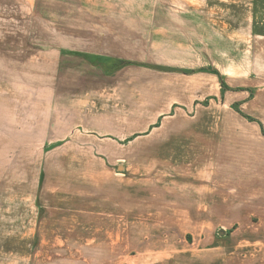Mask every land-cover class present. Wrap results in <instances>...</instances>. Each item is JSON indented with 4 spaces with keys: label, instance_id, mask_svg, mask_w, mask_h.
<instances>
[{
    "label": "rangeland",
    "instance_id": "rangeland-1",
    "mask_svg": "<svg viewBox=\"0 0 264 264\" xmlns=\"http://www.w3.org/2000/svg\"><path fill=\"white\" fill-rule=\"evenodd\" d=\"M25 1L0 0V264H249L247 207H201L258 192L264 0H114L111 23L95 24L125 34L114 56L145 67L121 64L110 86L77 90L42 44L72 24L41 21L63 17ZM175 15L192 33L172 30ZM58 99L97 133L63 134ZM182 194L201 213L162 211Z\"/></svg>",
    "mask_w": 264,
    "mask_h": 264
},
{
    "label": "crops",
    "instance_id": "crops-1",
    "mask_svg": "<svg viewBox=\"0 0 264 264\" xmlns=\"http://www.w3.org/2000/svg\"><path fill=\"white\" fill-rule=\"evenodd\" d=\"M22 1L25 5H28L25 0ZM39 3V7L52 8L53 11H56V16L61 15L63 17V19L60 20H53L54 15L52 16L44 14L45 12H42L41 17L43 19L41 18V21H46L47 23H54V21H60L72 24L66 28L67 31L64 30L59 36L57 33V44L55 41L56 37L53 36V32L51 35H46L42 33V37L46 38V41L42 44H47V52H52L51 55H53L54 58L58 57L56 63H59V76L68 77L67 81H70L69 78H72L73 82L71 81V83L75 90H77L78 86L93 87L95 85L101 89H103L105 86H110L109 84L111 83V81H108L106 78H109L111 75H113L114 67L117 68L121 64L129 66L141 65L142 67H145L144 63L142 64L135 61H131L126 58L114 56V49H117L116 55L121 53L120 50L123 46L121 42L119 43V40H123L125 38V34L123 36V33L105 30V25L98 27L95 24L97 22L111 23L112 19L111 17H109L111 16V13H107L108 9L121 8L122 6L118 5L117 2H115L114 0H40ZM76 7H86L88 9V14H83V16L88 18L86 19L84 17L82 19L80 16V10L76 9L75 12ZM178 17V15L173 16V18L176 19L173 20L174 23L178 25L172 28V30H174L175 32L179 30H184V32L192 33V25L181 26ZM194 18L195 16H190L189 19ZM87 23H89V25H86ZM195 23L199 22L195 21ZM91 24H94L96 27ZM108 28L111 29V27L109 26ZM156 35L162 38L166 35V33L161 32L154 34V36ZM51 39H53V41H50ZM115 42H118L119 44H121V46H118V43ZM186 46H190L192 48V41H189L188 45ZM179 47L183 46L180 45ZM121 68L119 67L118 70H120ZM79 70L81 71V73L82 71H91V74L95 72V76H98L99 79L91 78V74H89V78H83L85 77V75H82ZM76 71H79V73ZM80 96L81 95H78V97ZM81 98L82 100H80V102L78 103L90 102V95H88L87 100H85L84 96ZM63 102L67 103L68 101ZM78 107L80 108L70 107L66 105L62 107V102L60 101V99H58L57 120L59 125L64 130L63 134L69 135L71 134V131H73V133H76L74 132L75 128H82V131L88 134L97 133L91 128V123L89 120L90 117H86V120L88 119L89 122L84 121L83 123L79 119L80 115L75 117L63 114V111L69 108L72 111L78 110L79 112L82 107ZM83 109L84 111H86L84 107ZM62 119L65 121H61ZM262 133H264L263 130ZM262 169H264V167ZM262 169L260 168L259 173L256 174L254 178H252L251 183H254V186L256 188L258 187V192L255 193L253 191L249 194V202L247 204L242 202V198L239 195H233L230 198L229 195L226 196L225 194H217L214 203H211L210 205V203L207 202L206 204H204L203 207H201V211L203 213L212 214L215 216L227 214V209H230L231 212L239 214V216H241V211H243L242 209L247 207L248 215L255 217L254 221L250 217V223L248 226L250 235L254 231L252 237L250 236L249 245L255 247V253L250 256L249 264L264 263V250L257 249L264 247V170ZM206 197L209 198L213 196L208 195ZM167 198L170 199V202L168 203L169 205L163 203V207H165H161L162 211H168L169 213H172L174 215H191L195 212L201 213L197 212L199 210L195 211L192 204L188 203V198H190V196H187L186 194H182L180 196L176 195L173 197L169 196ZM32 223L38 224V219L36 216L33 218ZM35 241L36 238L32 233L28 239L27 245L29 247H33L35 245Z\"/></svg>",
    "mask_w": 264,
    "mask_h": 264
}]
</instances>
